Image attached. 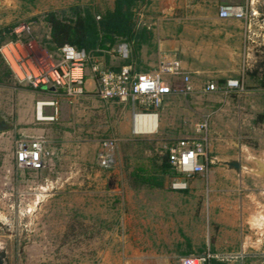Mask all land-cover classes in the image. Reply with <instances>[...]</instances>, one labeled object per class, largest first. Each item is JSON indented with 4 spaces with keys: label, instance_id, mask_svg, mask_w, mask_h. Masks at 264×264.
I'll use <instances>...</instances> for the list:
<instances>
[{
    "label": "rangeland",
    "instance_id": "374dc122",
    "mask_svg": "<svg viewBox=\"0 0 264 264\" xmlns=\"http://www.w3.org/2000/svg\"><path fill=\"white\" fill-rule=\"evenodd\" d=\"M172 1L167 0L165 6H171ZM196 3L179 0L184 25H194L192 8ZM150 4L152 1H138L131 8L138 28L158 16L148 11ZM70 6L87 8L98 20L95 16L100 17L113 4L112 0H0V43L10 38L11 27L26 23L29 38L52 53L55 48H49L46 41L49 28L43 16L63 10L69 17ZM138 11L143 15L139 22ZM263 45L249 48L250 73L260 84L264 81ZM113 48L99 53L105 67L117 68L127 61L141 69L156 66L155 58L153 67L135 63L138 58L131 51L122 61ZM204 86L203 80L199 88ZM84 88L83 95L68 101L45 85L32 88L25 81L17 82L0 59V119L7 124L0 130V248L7 264H176L183 252L198 254L213 246L220 224L207 214L203 189L201 193L191 191L192 187L170 190L169 181L176 174L171 168L163 171L160 167L167 147L177 138L194 135L197 123L206 122L208 135L206 96L167 95L162 110L158 108V123L164 114L166 125L139 134L131 132L129 104L98 98L89 78ZM262 90L256 91L263 102ZM50 99L57 101L56 118L35 120V101ZM45 114H51V109L45 108ZM263 114L261 110L252 115L257 135L246 137L256 151H245L240 158L251 170L264 163ZM37 135L45 140L44 166L37 171L18 168L12 156L14 140ZM106 136L115 138V162L102 168L96 153L99 139ZM201 178L195 175L186 180L187 185L198 186ZM163 181L164 187L160 186ZM254 200L253 195L248 201L252 206V227L246 230L248 248L212 253L215 260L264 264V252L257 249L260 242L256 241L257 230L263 228L256 221L264 208L257 213Z\"/></svg>",
    "mask_w": 264,
    "mask_h": 264
},
{
    "label": "crops",
    "instance_id": "0c3cea01",
    "mask_svg": "<svg viewBox=\"0 0 264 264\" xmlns=\"http://www.w3.org/2000/svg\"><path fill=\"white\" fill-rule=\"evenodd\" d=\"M149 1H152V5L150 4L148 11L157 12L158 16L147 24L142 23L139 28L135 24L138 32L144 35L145 41L135 47L129 46V53L131 51V55L138 58L135 63H145L149 67L155 64L154 58L157 60L161 57L178 59L182 69L190 78L192 85L190 96L197 98L202 95L208 100L206 111L209 117V133L206 154L210 161L203 172L196 174L203 177L202 183L198 186L187 185V188L192 187L191 191L201 193L203 189L207 214L213 223L220 224L214 245L208 246L205 250L208 249L210 253H226L231 250L247 249L246 240L250 236L246 230L252 227V206L248 203L249 198L254 195L257 213L264 208V163L259 162L258 167L251 170L240 161L245 151L248 154H254L253 152L256 151L246 137L257 135L258 129L253 126L254 121L251 117L255 113H260L261 110L264 111L262 106L264 101L259 99L258 91H256L263 89L264 81L261 84L255 83V75L250 73L248 66L251 59L249 48L255 45H246L247 47L244 48L239 21L223 20L216 16L217 4L227 0H197L192 8L195 17L194 25H184L181 22L184 12L180 13L179 0H173L171 6H165L167 0H140L139 2L147 4ZM136 15L139 17L137 22L142 20L143 15L139 11ZM145 16L152 17V15ZM230 40H234L233 44ZM126 63L131 64L136 71L153 69H146L144 66L143 69L136 68L129 61ZM227 78L240 79L244 90L223 93L218 88L213 91L199 88L203 80L205 84L211 81L219 87ZM91 84L93 88L92 81ZM261 92L264 93V89ZM168 96L162 100L159 109L162 110ZM158 108L155 110L157 113L155 130L157 127L166 125L164 114L161 115L158 123ZM250 132L252 134H249ZM227 161H235L238 167L233 168L227 165L225 163ZM163 162L160 163L161 170H163ZM249 170L252 174L247 172ZM160 186L164 187L165 181L161 182ZM260 216L263 220H260ZM260 216L257 221L254 220L256 224L263 227L258 228L260 229L257 230L259 237L256 241L260 242L257 249L264 252V246L261 244L264 243V236H261L264 232V214ZM183 254L191 253L183 252Z\"/></svg>",
    "mask_w": 264,
    "mask_h": 264
},
{
    "label": "built area",
    "instance_id": "2783aa9c",
    "mask_svg": "<svg viewBox=\"0 0 264 264\" xmlns=\"http://www.w3.org/2000/svg\"><path fill=\"white\" fill-rule=\"evenodd\" d=\"M216 16L240 22L244 48L250 44L258 47L264 44V0L220 2L216 6ZM95 18L99 16L96 15ZM29 30L30 26L26 23L11 27L10 38L0 43V59L13 79L17 82L25 81L32 88L45 85L71 101L87 91L84 83L89 78L93 83L92 93L98 98L129 104L132 120L140 115L157 117L155 110L168 94L186 95L192 92L188 73L176 58L158 59L156 66L147 71H136L128 63L112 69L105 67L99 59V53L104 50H86L63 43L50 53L29 38ZM21 33L26 37L21 36ZM113 51L122 61L129 58V45L125 41L117 42ZM245 57L247 58L246 53ZM73 70H77V73L74 74ZM217 88L223 93L244 90L241 80L237 78H227L219 87L211 81L204 86L206 91ZM45 108L51 109V114L46 115ZM33 112L37 121H52L56 118L57 101L36 100ZM154 130L155 126L150 128L144 123L137 131L132 127V132L139 134L152 133ZM206 130L205 121L197 123L194 135L177 138L167 147L166 161L176 174L169 181L170 190H185L186 180L206 169L210 161L206 154ZM98 145L97 164L102 168L111 167L115 162V138L102 137ZM44 148L45 140L40 135L18 137L14 140L15 165L21 169L40 170L45 161ZM214 258H217L216 254L206 249L198 254L180 255L176 264H210V260Z\"/></svg>",
    "mask_w": 264,
    "mask_h": 264
},
{
    "label": "trees",
    "instance_id": "16d2710c",
    "mask_svg": "<svg viewBox=\"0 0 264 264\" xmlns=\"http://www.w3.org/2000/svg\"><path fill=\"white\" fill-rule=\"evenodd\" d=\"M140 0H113V7L104 12L98 20L87 8L69 7V17L64 11H49L43 20L48 24L49 48L68 43L77 48L109 50L119 41L134 42V47L145 41L144 35L135 28L132 6ZM70 14L72 16H70ZM123 64V63H122ZM112 68V69H118ZM163 171L169 166L166 161V151L163 156ZM146 179V178H144ZM210 264H223L212 259Z\"/></svg>",
    "mask_w": 264,
    "mask_h": 264
},
{
    "label": "bare ground",
    "instance_id": "6f19581e",
    "mask_svg": "<svg viewBox=\"0 0 264 264\" xmlns=\"http://www.w3.org/2000/svg\"><path fill=\"white\" fill-rule=\"evenodd\" d=\"M15 70H17V68H15ZM75 72V73H74ZM73 73L76 74L77 71L73 70ZM145 124V125H149L150 128L156 126L157 124V119L155 116L153 115H140V116H136L133 119V129H135V131H137L139 129V126L141 124Z\"/></svg>",
    "mask_w": 264,
    "mask_h": 264
},
{
    "label": "water",
    "instance_id": "95a60500",
    "mask_svg": "<svg viewBox=\"0 0 264 264\" xmlns=\"http://www.w3.org/2000/svg\"><path fill=\"white\" fill-rule=\"evenodd\" d=\"M7 124L4 120L0 119V130L6 128ZM227 165L232 166L233 168H237L238 165L235 161H227L225 162ZM0 264H7V259L4 251L0 248Z\"/></svg>",
    "mask_w": 264,
    "mask_h": 264
}]
</instances>
